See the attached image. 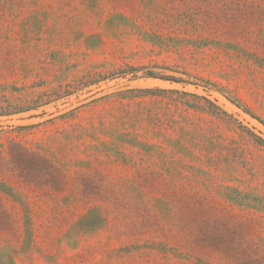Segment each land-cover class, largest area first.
<instances>
[{
  "label": "rangeland",
  "instance_id": "374dc122",
  "mask_svg": "<svg viewBox=\"0 0 264 264\" xmlns=\"http://www.w3.org/2000/svg\"><path fill=\"white\" fill-rule=\"evenodd\" d=\"M0 264H264V0H0Z\"/></svg>",
  "mask_w": 264,
  "mask_h": 264
},
{
  "label": "trees",
  "instance_id": "16d2710c",
  "mask_svg": "<svg viewBox=\"0 0 264 264\" xmlns=\"http://www.w3.org/2000/svg\"><path fill=\"white\" fill-rule=\"evenodd\" d=\"M149 73H152V72H149ZM150 75H153V74H150Z\"/></svg>",
  "mask_w": 264,
  "mask_h": 264
}]
</instances>
